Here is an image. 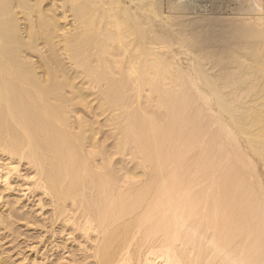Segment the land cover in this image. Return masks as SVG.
<instances>
[{
    "label": "bare ground",
    "instance_id": "bare-ground-1",
    "mask_svg": "<svg viewBox=\"0 0 264 264\" xmlns=\"http://www.w3.org/2000/svg\"><path fill=\"white\" fill-rule=\"evenodd\" d=\"M0 185V264H264V0H0Z\"/></svg>",
    "mask_w": 264,
    "mask_h": 264
},
{
    "label": "rangeland",
    "instance_id": "rangeland-1",
    "mask_svg": "<svg viewBox=\"0 0 264 264\" xmlns=\"http://www.w3.org/2000/svg\"><path fill=\"white\" fill-rule=\"evenodd\" d=\"M44 215H45V213H44ZM46 215H47V217H48V214H47V212H46ZM21 237V236H20ZM46 244H45V246L42 248V250L41 251H48V253H51V251L50 250H48L50 247H51V244L49 243V240H47L46 242H45ZM7 246H8V243H4L3 244V247L4 248H7ZM40 251V252H41ZM10 252H11V250H10ZM25 254V255H29L30 253L29 252H26L25 250L23 251L22 250V254ZM58 264H60V263H58Z\"/></svg>",
    "mask_w": 264,
    "mask_h": 264
},
{
    "label": "snow or ice",
    "instance_id": "snow-or-ice-1",
    "mask_svg": "<svg viewBox=\"0 0 264 264\" xmlns=\"http://www.w3.org/2000/svg\"><path fill=\"white\" fill-rule=\"evenodd\" d=\"M14 162V161H13ZM19 170V169H18ZM17 170V171H18ZM22 179L23 180H25V181H28V180H30V179H34V178H30V177H22ZM10 183V179L9 178H5L4 179V181H3V185H7V184H9ZM3 185H0V186H3Z\"/></svg>",
    "mask_w": 264,
    "mask_h": 264
},
{
    "label": "clouds",
    "instance_id": "clouds-1",
    "mask_svg": "<svg viewBox=\"0 0 264 264\" xmlns=\"http://www.w3.org/2000/svg\"><path fill=\"white\" fill-rule=\"evenodd\" d=\"M224 258L227 260V259H229L230 257L228 256V254H224Z\"/></svg>",
    "mask_w": 264,
    "mask_h": 264
}]
</instances>
